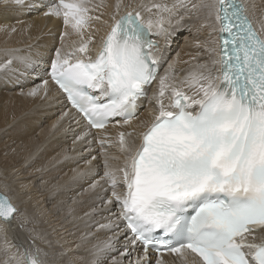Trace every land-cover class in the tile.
<instances>
[{"label":"snow or ice","instance_id":"snow-or-ice-1","mask_svg":"<svg viewBox=\"0 0 264 264\" xmlns=\"http://www.w3.org/2000/svg\"><path fill=\"white\" fill-rule=\"evenodd\" d=\"M41 7L47 9L45 16L62 18L81 37L73 52L54 50L47 72L90 128L106 129L113 122L130 126L148 87L158 82L150 119L119 133L123 163L110 170L105 162L101 179L111 191L106 204L116 211L109 208L106 222L97 223L111 235L92 246L89 264H104L121 236L125 243L119 255L129 264H153L150 252L163 251L178 254L182 264H264V34L253 28L245 5L240 0L193 5L214 22L210 35L215 34L216 46L208 48L210 64L197 65L179 87L169 82L167 71L158 75L160 45L150 36L155 27L167 39L161 13L178 15L173 9L186 7L184 0L171 7L141 5L148 12L157 10L156 19L147 21L131 5L121 15L117 0L94 56L89 49L93 37L83 38L89 22L101 19L90 14L97 7L92 0H0V14ZM15 59L25 69L33 64L31 56ZM12 63L8 59L0 67ZM47 84L43 80L28 95L41 87L46 92ZM105 143L102 138V149ZM97 185L93 182L85 191ZM17 211L0 194V220L11 223ZM37 239L43 237L30 236L27 247L5 240L3 264H52ZM130 246L143 250L134 262ZM11 247L17 252L9 255ZM113 264L123 260L113 258ZM155 264L165 261L156 259Z\"/></svg>","mask_w":264,"mask_h":264},{"label":"bare ground","instance_id":"bare-ground-1","mask_svg":"<svg viewBox=\"0 0 264 264\" xmlns=\"http://www.w3.org/2000/svg\"><path fill=\"white\" fill-rule=\"evenodd\" d=\"M240 1L259 32L264 34V0ZM176 2L121 0L120 13L129 10L126 6L131 5L143 18L155 20L156 9L148 12L140 6L167 4L171 7ZM201 2L184 0L186 7L173 9L178 13L176 16L161 13L165 17L163 27L167 30V39L156 34L162 68L159 76L167 71L169 82H175L178 87L197 65L210 64L212 57L208 48L216 46L212 43L215 34L210 35V25L214 22L207 18L206 10L193 7ZM116 3L117 0H92L97 7L90 14L99 15L101 19L91 20L84 31L85 40L89 35L93 37L89 44L90 54L97 37L104 35L105 21L110 22ZM46 10L41 7L0 14V26H8V30H0V65L8 59L13 60L7 69L0 67V86L7 87L5 92L0 91V191L18 209L11 223L0 220V264L6 258L2 251L5 240L10 245L19 241L27 247L29 237L36 235L43 237L36 240V245L49 252L52 264H89L92 246L111 235L98 229L97 223L106 222L104 218L111 215L109 208L112 213L116 211L115 206L106 204L111 191L101 179L106 170L105 162L110 170L121 166L119 133L131 131L138 121L150 119L154 109V100L147 97L130 126L113 122L106 129L90 130L45 76L55 49L73 52L81 42V37L66 27L62 18L45 16ZM215 26L218 28L217 24ZM28 56L33 57V64L25 69L15 58ZM43 80H48L46 92L41 87L36 95H28ZM157 86V81L150 86L152 95ZM183 90L189 94L193 91L187 86ZM65 112L68 115L65 116ZM102 138L109 142L103 149ZM93 182H98L97 188L85 191ZM93 208L96 212L84 215L91 213ZM124 243L121 236L115 249L104 258V264H113V258L129 264V259L119 255ZM129 250L134 262L139 250L131 246ZM19 251L22 253L23 249ZM15 252L17 249L11 247L9 255ZM172 263L182 264V258Z\"/></svg>","mask_w":264,"mask_h":264},{"label":"rangeland","instance_id":"rangeland-1","mask_svg":"<svg viewBox=\"0 0 264 264\" xmlns=\"http://www.w3.org/2000/svg\"><path fill=\"white\" fill-rule=\"evenodd\" d=\"M6 88H7V87H5L4 84H2V85L0 86V91L5 92V91H6ZM4 90H5V91H4Z\"/></svg>","mask_w":264,"mask_h":264},{"label":"water","instance_id":"water-1","mask_svg":"<svg viewBox=\"0 0 264 264\" xmlns=\"http://www.w3.org/2000/svg\"><path fill=\"white\" fill-rule=\"evenodd\" d=\"M0 194H2V195H5L4 193H2L1 191H0ZM6 196V195H5ZM1 221H3V220H1ZM3 222H5V221H3Z\"/></svg>","mask_w":264,"mask_h":264}]
</instances>
